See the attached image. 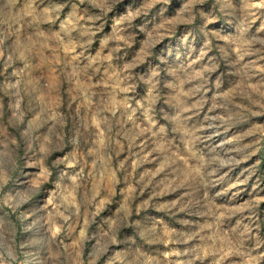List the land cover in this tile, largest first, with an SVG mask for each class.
Returning <instances> with one entry per match:
<instances>
[{"label": "rangeland", "instance_id": "374dc122", "mask_svg": "<svg viewBox=\"0 0 264 264\" xmlns=\"http://www.w3.org/2000/svg\"><path fill=\"white\" fill-rule=\"evenodd\" d=\"M0 264H264V0H0Z\"/></svg>", "mask_w": 264, "mask_h": 264}]
</instances>
